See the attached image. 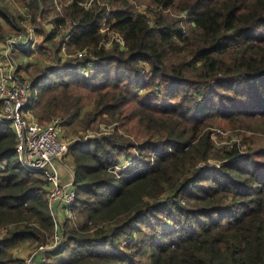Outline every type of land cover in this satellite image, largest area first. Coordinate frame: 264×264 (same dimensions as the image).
<instances>
[{
  "label": "trees",
  "instance_id": "trees-1",
  "mask_svg": "<svg viewBox=\"0 0 264 264\" xmlns=\"http://www.w3.org/2000/svg\"><path fill=\"white\" fill-rule=\"evenodd\" d=\"M20 1L54 53L33 81L40 121H78L85 88V127L118 124L70 142L78 222L37 264H264V0H149L153 14L137 0ZM111 33L123 42L107 45ZM63 43L88 54L62 60ZM216 129L236 137L218 146ZM15 143L0 121V264H23L14 249L55 231L44 175L21 167ZM126 154L137 163L114 172Z\"/></svg>",
  "mask_w": 264,
  "mask_h": 264
},
{
  "label": "built area",
  "instance_id": "built-area-1",
  "mask_svg": "<svg viewBox=\"0 0 264 264\" xmlns=\"http://www.w3.org/2000/svg\"><path fill=\"white\" fill-rule=\"evenodd\" d=\"M92 1L87 0L85 3L89 6ZM57 8L61 9L59 3ZM71 29L66 30V38L71 35ZM100 30L105 32L107 27L103 24ZM115 37L123 42L120 36L114 33L112 38ZM112 38L106 42L107 45L111 44ZM35 41L34 25L26 26L0 40V121L8 122L14 130L16 135L14 151L21 167L26 171L39 172L44 175L49 207L55 220V231L52 238L49 242L38 245L29 257L23 259V264H37L39 258L44 259L46 251L57 247L63 241V224L58 221L54 208L56 205L62 207L67 218H73L72 206L77 196L73 183H63L56 164V160L61 159L68 152L70 144L63 136V119L54 116L48 122H41L32 113L33 81L21 76L16 61H12L10 57V53L16 48H34ZM50 53H52L51 49ZM86 54H88L86 48L70 50L66 43H63L60 50L62 60L70 57H85ZM90 58L87 68L83 71L86 77L90 75L89 71L93 68L91 66H95L92 54ZM89 136L94 135L88 133L84 138ZM133 162L129 164L123 161L113 167L117 170H125ZM48 165L50 168H47Z\"/></svg>",
  "mask_w": 264,
  "mask_h": 264
},
{
  "label": "rangeland",
  "instance_id": "rangeland-1",
  "mask_svg": "<svg viewBox=\"0 0 264 264\" xmlns=\"http://www.w3.org/2000/svg\"><path fill=\"white\" fill-rule=\"evenodd\" d=\"M133 3L135 4V7H137L138 10L145 11V12H147V14H153L154 11L157 10V8L155 6H153L149 0H137V1H133ZM0 7L2 9H5L6 11H8L13 16V21H10V22H8L7 20H5V18L0 16L2 19V20L0 19V26H1L0 37H6L9 34H13L17 31H19L20 27H17V25L22 24V23L18 19L26 18V10L23 7L21 1L20 0H0ZM171 13L175 17H178V18L182 17L181 22L182 23L185 22L184 21L185 15H180V14H178V12H175V11H173ZM53 15L54 14L52 13L50 18H53L54 17ZM50 18L44 22L43 28L45 29L46 32H49L53 27L52 24L49 23L51 21ZM32 25H34V24H32ZM67 29H65L64 31L66 32ZM113 35H114V33L110 34L111 38L113 37ZM43 39H44V35L42 33L41 34L36 33L35 46H34V48H32V50L27 49L22 53L18 49H15L10 53L11 60L12 61L15 60L17 65H18L19 73L23 74L30 81H34L40 74L43 73L44 66L54 62L53 61L54 60V53H50V49L52 47H51V45H47L46 43H44ZM47 47H49L50 49ZM51 51H52V49H51ZM91 67H93V68L91 69V71H89L90 75H92V73L95 71V66L92 65ZM35 91H36V89H35ZM75 92L82 95L81 114H80V118L78 119V121L71 123V124H64V133H63L64 138L67 139L69 142H72L75 139H82L88 133L93 134V135L112 133L114 127L118 124H117V121H109L108 116L106 114H103L100 118H98L93 123V125L85 127V125L83 123V119H84V117H86L88 115V112H90L94 108L95 94L92 93L91 91H89L88 89H85V88H76ZM32 113L34 115H36L37 118H38V115H40V113H41V105L36 101L32 105ZM59 117L62 119H65V117H62L61 115ZM229 134L232 135L233 138L236 137V135L231 134L230 131H223L221 129H216L212 133L213 138H214V140L218 146H222L223 143L230 141V139L227 138V136ZM248 134H253V132H248ZM256 141H257V145L259 147L264 146V133H258V135H256ZM70 159H71V156L68 152L61 158V160H63V162H68V161H70ZM209 160L211 162H217L216 158H211ZM121 161L122 162L126 161V163H129V164H130V162H133V161H135L137 163V161L134 160V157H132L131 155H127V154L124 155V157L122 158ZM56 164L58 167V160H56ZM59 167H60V165H59ZM59 167H58V169H59ZM47 168H50V166L48 165ZM113 169H114V172H117V168L113 167ZM169 194H171V193H169L168 191H165V194L163 196H166ZM73 213H74V217L71 219L67 220V216H66L65 221H63L64 228H65V226H67V224L65 225V223H64L66 221L68 223L69 229L71 227H75L77 225L78 216H77V214H75L74 211H73ZM68 228H67V230H68ZM36 248H37V246L35 244L32 245L31 247H29V246L23 247V249H25V250L22 252V258L25 259L26 257H29L35 251ZM150 263H151V261L148 257V254L144 255L142 264H150Z\"/></svg>",
  "mask_w": 264,
  "mask_h": 264
},
{
  "label": "crops",
  "instance_id": "crops-1",
  "mask_svg": "<svg viewBox=\"0 0 264 264\" xmlns=\"http://www.w3.org/2000/svg\"><path fill=\"white\" fill-rule=\"evenodd\" d=\"M22 5H23V3H22ZM23 7L26 10V18L18 19L22 23V24H18V27H20L19 30L25 28L26 26L32 25L31 21H30V18H29V15L27 13V9H26V7L24 5H23ZM0 19H1V17H0ZM49 23H51V22H49ZM3 38L4 37H0V40H2ZM16 49H18L22 53L25 50H27V49H31L32 50L31 47L16 48ZM21 76L24 77L23 74H21ZM59 165H60V167H59ZM58 167H59V171H60L63 183H65V184L73 183L74 182L73 181L74 180V171H73L72 160L70 159V161H68V162H63V160L59 159L58 160ZM54 211L56 213V217H57L58 221L63 224V221H65V219H66V215H65V212H64L63 208L58 206V205H56L55 208H54ZM32 245H34V244L31 241H26V242L22 243L20 246H18L17 248H15L13 252H14L15 256L22 258V252L25 250V249H23V247H28V246L31 247Z\"/></svg>",
  "mask_w": 264,
  "mask_h": 264
},
{
  "label": "water",
  "instance_id": "water-1",
  "mask_svg": "<svg viewBox=\"0 0 264 264\" xmlns=\"http://www.w3.org/2000/svg\"><path fill=\"white\" fill-rule=\"evenodd\" d=\"M74 181V180H73Z\"/></svg>",
  "mask_w": 264,
  "mask_h": 264
}]
</instances>
